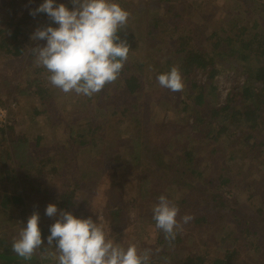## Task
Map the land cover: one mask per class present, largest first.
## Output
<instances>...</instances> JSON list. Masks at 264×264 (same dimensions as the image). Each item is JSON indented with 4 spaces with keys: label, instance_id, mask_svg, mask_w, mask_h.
<instances>
[{
    "label": "trees",
    "instance_id": "1",
    "mask_svg": "<svg viewBox=\"0 0 264 264\" xmlns=\"http://www.w3.org/2000/svg\"><path fill=\"white\" fill-rule=\"evenodd\" d=\"M166 1L169 3L172 0H159L158 2H162V6L167 8ZM248 1L254 2L256 0L227 1L232 5L236 3V6L241 4L238 8L234 5L238 13L235 17L236 21L229 23V29H222V35L215 30L207 34L205 40L209 42L210 49L199 46L200 36L193 34V27L195 28L196 24H190L187 29H181V24L174 20L171 25L170 35L173 41L170 49L158 48V51L150 58H142L144 55L142 53L134 61L128 59L119 79L114 84H110L114 86V91L111 94L108 91L105 92L106 99H103L102 91L101 94H95L90 98L84 96L81 104L85 106L77 102L80 106H84V111L94 110L95 115L102 109L108 112L109 106H111L112 111L108 112L110 115L108 114L109 123L106 124V128L102 127L103 125H98L95 120L92 122V120L83 125L80 131H75L71 129L75 124L72 125L69 121L67 127L70 130L66 133V138L56 141V145H58L59 141L65 140L63 145H55L57 153L49 154V148L42 150L41 143L45 137L44 135H37L32 140L33 144L38 145V155L31 159L28 150V137L24 134L14 137L15 126L10 122L12 118L8 117L6 125L0 127L1 223H5V221L15 222L19 219L17 216L23 217V211L16 216V211L9 208L10 206L15 208L26 205V207L31 208L30 203L35 204L37 209L46 216L39 221L45 247L38 250L31 260H23L12 251V241L16 237V233L10 229L0 230V264H55L52 258H41L42 254L46 256L47 252L50 251L47 248L46 237L50 235V226L58 219V216L48 217L45 214L46 206L49 203L55 204L58 209L71 212L78 218L91 217L94 221L97 220L89 201L87 199L79 200L77 196L78 191L82 187H86L87 184L96 185L100 174L95 169L86 171L90 174L78 172L75 166H72L75 157L70 155V150L77 143V138H79V144L85 145L89 141L81 139L95 137V143L93 142L92 146L100 145L101 151L105 149L107 151L108 145L119 134H123L125 141L131 136H137L146 150L144 152L149 154L140 152L133 155L131 165L128 167L130 173L136 178L137 185L149 184L150 190L154 191L153 200H157L164 193L171 195L168 198L176 203L180 209L178 220L184 215L193 217L189 223L183 225V231L177 235L171 244L165 239L164 233L156 228L152 241L147 242L146 239L143 242H141L142 240L139 241L137 245L141 250L144 248L152 249L151 264H264V198L258 203L262 202L261 205L252 210L250 205L255 197L250 194L242 211L244 218H240L241 215H239L238 210L232 207L236 201L232 199L231 192L224 190L231 183L230 178L224 173L225 165L220 162V158L216 160L217 163L212 161L213 154L220 151L218 147L221 137L229 139L226 147L235 149V152H241L239 157H246L248 154L258 157V151L264 153V150L261 152V149L256 147V145L258 147L264 146V24L260 21V17L264 18V10L262 9L260 12L258 9L259 14L257 16L260 15L259 18L248 19L245 15L248 13L249 7L240 8V6H246ZM206 2L208 1H204V3ZM256 2L261 3L264 7V0L262 2L257 0ZM153 4L154 2L149 1L147 4L149 6L139 10V12L136 9L132 10L135 13L134 16L138 13H146L150 7H153ZM65 5L68 6V4ZM169 7H175V4L172 3ZM35 9L33 6L32 10H26V13L24 12L20 16L22 18L17 17L15 8H12L9 17L3 18L2 16L5 25L0 24V50L3 54L7 53L13 57L25 53L19 37L23 33L22 25L25 24L23 21L29 18L30 11ZM174 15L179 19V13L174 12ZM50 23L53 22L48 19L46 24ZM158 24L159 19L156 16L149 17L147 24L149 28L146 34L150 36V39L157 32L155 28ZM121 36L124 38V33H121ZM135 37L133 32L127 31L126 39L131 46L130 52L136 51L137 45L133 44ZM147 56L149 54L146 52ZM154 56L156 57L152 58ZM240 64L244 76L242 83L233 86L225 101L217 106L211 104L207 99L204 82L199 83L192 77L198 71L206 72L207 80L212 82L217 75L223 73L228 67L237 69V65ZM173 66L180 69L184 80H187L189 84L188 89H184L185 91L181 93L187 92L185 97H188V102L191 98L192 106L186 109L189 111L192 120L189 121L187 137L178 143L177 141L173 143V149H171L173 152L168 153L171 154L169 158H165L156 137L153 140L150 139L151 134L149 138L145 136V132L157 129L165 121L162 119L152 121L140 117V112L142 115L149 110L147 104L142 103L144 95L141 92L144 93L149 89L146 79L153 78V81L148 80L150 84H153L159 74L170 71ZM152 72L153 75L148 77V74ZM26 82L28 84L25 89L20 90L22 94H29L35 84L31 80H26ZM35 86L36 90L33 91V94L39 97V100L46 106L44 111L49 113L53 105V92H48L44 78L40 73H38V83ZM211 87L216 88L214 85ZM155 96L160 98L161 95ZM150 97L148 96V99ZM137 99L140 100L139 103L136 102ZM172 101L175 102V99ZM168 103L164 102L163 104H167V108L176 104L171 103L170 105ZM119 106L121 111L117 109ZM113 115L116 116L114 124ZM47 117L48 120L53 118L51 115ZM123 121L127 122L123 131L115 129L116 124ZM150 123L153 125H149ZM161 132L159 130L160 134ZM169 137L171 136L169 135ZM152 140L154 141L153 146L148 144ZM189 148H195V150H186ZM176 152L178 153L176 154ZM116 153L105 155L109 167L114 161L118 165H123L129 161L121 152ZM172 154L174 157H171ZM232 158L233 155L228 159ZM56 162H63V164L62 166L56 165ZM209 164L212 166L209 167ZM85 177L86 179H84ZM184 177L189 180H185V184L180 183L179 181ZM128 181L131 180L128 179ZM166 181L168 182L166 183ZM58 182H61L60 186H57ZM248 182L245 183V186H249ZM180 184L185 186L182 187ZM7 185H11L12 188ZM111 185L105 189L108 199L104 204L102 221L98 220V222L109 227L110 237L115 234L113 239L120 243L121 239L118 234H120V229L124 223L122 219L119 220L117 217L121 212L124 187L117 191L115 188V191L112 192L111 189L114 186ZM234 185L237 186V184ZM256 191V196L264 193V180L258 183ZM172 192H175L174 197H172ZM112 203H116V209H112ZM123 204L129 205V209L132 208L131 206L133 209L140 208V205L135 204L133 200L123 201ZM147 205L146 207H148ZM143 210L149 218V222L155 223L152 219L153 214H149L146 208ZM208 220L215 225L216 228H214L217 230H224L225 227L229 226V230H227L229 232H222L220 237V244L223 246H219L220 248L214 254L209 253L212 245L204 247L200 253L189 252L186 254L189 250L187 249L188 244L192 243L191 240L195 242V240L202 239L201 234L203 232L208 235V232L201 225V223H207ZM138 224H140L139 218H136L135 224H132V229L136 230ZM1 227L2 225H0ZM225 234L232 237L229 242L223 238ZM255 252L256 257L253 255ZM247 258L250 259L247 260Z\"/></svg>",
    "mask_w": 264,
    "mask_h": 264
},
{
    "label": "rangeland",
    "instance_id": "2",
    "mask_svg": "<svg viewBox=\"0 0 264 264\" xmlns=\"http://www.w3.org/2000/svg\"><path fill=\"white\" fill-rule=\"evenodd\" d=\"M36 1L37 0H0V24L2 26L5 25L3 18H6V16H10L9 14L11 13L12 8L16 9L15 13L17 14V17L22 18L20 16H22L24 12L26 13V10H32L33 6L37 8L40 4L43 3V0H38L40 2ZM149 1L154 2L153 7H150V9H148L146 13H138L136 16H134L135 13H133L132 10L136 9L139 12V10L149 6L147 5ZM158 1L159 0H117V2L130 13V20H128L127 31L129 30L133 32L136 36L134 38L135 41L133 42V44L135 43L137 45L136 51H131L129 53L128 59L130 61H134V59L140 57L142 53L144 54L142 55V58H150V56L158 51V48L170 49L172 47L173 41L170 35L172 30L171 25L174 20H177L178 23L181 24V29H187L190 24H196L197 26L195 28L193 27L194 30H192L193 34L200 36L199 46L204 49H210L209 42L205 40L207 34L212 30H215L222 35V29H229V23L235 22V17L238 14L236 12V9L234 8L236 6V3H234L233 5L227 3V1L229 0H172L169 1V3L168 1H166V7L170 9L164 8L162 6L163 1ZM204 1L208 2L204 3ZM237 1L240 2L242 0ZM256 1H248L246 2V6H240L241 9H246L249 7L248 13L245 15L248 17V19L259 18L260 15L257 16V14H259L258 9H260V12L262 9L264 10L263 5L261 3H258L260 1ZM262 1L263 0H261V2ZM171 2L175 4V7H169V5L172 4ZM55 3L59 4L56 2V0ZM65 3H68L67 7H69V9L72 8L70 0L64 1L63 4ZM237 5L238 6L236 7L238 8L241 4L239 3ZM174 12L180 14L179 19L174 15ZM39 15V17L38 13L35 16L30 15L29 18H26L23 21L25 24L22 25L23 33L20 35L19 41L24 46L25 53L12 57L10 55H7V53L3 54L0 50V106L7 108V110L9 109L8 117L12 118V121L10 120V122L15 126L14 137H19L23 134L28 137V150L31 159H34V157L38 155V145L33 144L32 140L35 138V136L44 135L45 138L41 143L43 146L42 150H44L45 148H49V154L57 153V148L55 147L56 141L58 139H63L64 137L66 138V133H68V131L70 130V128L67 127L69 121L72 125L75 124L71 128L75 131H80L83 125L92 120V122H94L95 120L98 125H103L102 127H105L106 124L109 123V120L107 118H109L108 116L110 114L108 112L112 111L111 106H109L108 112H105L102 109L99 110L97 115H95L94 110L84 111L83 107L85 105L81 104L84 100V96H77L74 93L65 94L59 89L53 87L48 82L47 71L43 67L36 64L35 56L30 51L32 48L36 47L37 44H39L40 46L46 44V41L44 40L33 41L30 39L31 34L35 31V29H37L38 27L47 26V14L39 13ZM152 16H156V18L159 19V24L157 28H155V31L157 32L155 33L154 37L150 39V36H147L146 31L149 28L147 26L148 19ZM260 21L264 24L263 17H260ZM48 25L57 27V25L54 23H50ZM163 29L164 32H162ZM146 52L149 54V56L147 57ZM155 57L156 56L152 58ZM38 73L43 76L45 86H47L49 90L48 92H53V105L49 110V113H46L44 111L46 109V106L42 101L39 100V97L33 94V91L36 90L35 84L38 83ZM151 74L153 75V72L148 74V77H151ZM206 74V72L204 73L198 71L192 77L195 78L199 83L204 82V84L206 85L207 99L211 104H215V106L222 104L225 101L226 96L231 91L230 89L233 86L240 85L244 78L241 72V64L239 66L237 65V69L228 67L223 73L217 75L212 82H210V80H207ZM182 78L185 85L184 89H188L189 84L187 80L185 81L183 76ZM26 80L34 81L35 84L31 88L32 91H30L29 94H22L20 93V90L25 89V86H27L28 82H26ZM148 80L153 81V78L146 79V84L147 86H149V89L145 91L147 92V95H145V92H141V94L144 95L142 103L147 104V108H149V110L147 111V113H142V115L140 112V117L146 120L151 119L152 121H160L162 119L163 121H165V123H162L157 129L153 131L145 132V136L149 138L151 134L150 139L153 140L156 137L157 142L160 143L159 148L162 150L164 157L169 158V155L171 154L168 153L173 152L171 150L173 149L172 144L176 141L177 143L178 141H182L187 137L189 133V131H187V128L190 123L189 121L192 120V117L190 116L189 111L186 108L189 109L190 106H192V103H190L191 98H189L188 102V97H185L187 95V92L172 93L171 91L162 88L158 84L157 80H155L153 84H150ZM17 84L18 87H16ZM211 85H214L216 88H212ZM108 86L107 88H105L107 90H103V99H106V91H108L109 94L114 91L113 85ZM184 91L185 90H183V92ZM155 95L161 96L160 98H158ZM148 96H151L150 99H148ZM172 99H175V102H173ZM160 100H162L163 102H161ZM77 102L84 106H80V104H77ZM136 102L139 103L140 100L137 99ZM164 102H169L168 104L170 105L171 103L176 104L167 108V104H163ZM117 109L121 111L120 106ZM47 114L53 116V118H51V120H48L47 116L49 115ZM112 117L114 124L116 116L113 115ZM126 124L127 122L123 121L114 126L116 127L115 129L123 131ZM149 125L152 126L153 124L150 123ZM159 130L162 131L161 134L159 133ZM169 135L171 137H169ZM123 137V134H119V136H116L114 141H112L108 145L107 151L106 149L104 151H101L100 145L92 146L95 137L89 139H87L86 137H84L83 139L80 138L83 141H89L85 145L79 144V138H77V143L73 146V149L70 150V155L75 157V161L72 162V166H75V169L78 172L81 171L85 173L88 170L95 169L96 172L100 174L99 178L97 179L96 185L87 184L86 187L84 186L78 191L77 196L79 200L87 199L89 201L92 207V211L95 213L98 220L102 221L104 204L108 199V196L105 194V189L108 188L111 184H113L111 186H114L111 189L112 192L115 191V188L117 191L119 188L124 187L123 195L121 198V212L117 218L119 220L122 219L124 223L120 229V234H118V237L121 239L120 243L123 246H127L132 243L139 244V241L142 240L141 242H143L145 239L147 242L150 240L152 241V239L154 238L155 223L152 221L151 222L153 224L149 222V218H147L143 208H146L149 214H152V208L157 203L156 201H158V199L153 200L154 195L152 194L154 193V191L150 190L149 184L138 186L136 178L130 173V170H128V167L131 165L130 162L134 157L133 155L139 154L140 152L145 153L146 155L149 154L147 152H144L146 150L143 147L142 143L139 142V139H137V136H131V138L126 141ZM164 138L167 139L163 140ZM153 140L148 144L153 146ZM64 141L65 140L59 141L60 143H58V145L56 146L63 145ZM228 142L229 139H227L226 137H221L218 147L220 151H217L213 154L212 161L214 163H217L216 160H219L220 158V162L225 165L224 173H226L230 178L231 183L230 186H226V189L224 188V190H229L231 192L232 199L236 201V203H233L232 207L238 210L239 215H241L240 218L243 219L244 216L242 211L248 201V196L252 194V196L255 197L250 205L252 210L254 209V207L260 206L262 202L260 204L258 203L262 198H264L263 192L261 194H258L259 196H256V187L258 183H260V181L264 180V153L262 154L258 151V157H254L250 154H248L246 157H239L241 152H235V149L226 147ZM256 147L259 150L261 149V152L264 150V146L258 147V145H256ZM195 148H189L186 150H195ZM116 152H121L129 161L124 163L123 165H118L114 161V163H112V165L110 164L111 166L109 167L105 155H110L112 153L117 154ZM177 153L178 152H176V154ZM231 155H233V158L229 160L228 158L231 157ZM171 157H174L173 154ZM118 160L121 161L120 158H118ZM55 164L62 166L63 162H56ZM210 166H212V164H209V167ZM214 166L216 167V165ZM153 168H155L154 165ZM86 173L90 174L89 172ZM131 175L133 176V178ZM84 179H86V177ZM128 179L131 181L129 182ZM185 180L188 181L189 179L184 177L179 182L185 184ZM167 182L168 181H166V183ZM246 182H248L249 186H245ZM234 184H237V186ZM60 185L61 182H58L57 186ZM180 185L182 187L185 186L183 184ZM7 186L11 187V185ZM162 195H166L167 197L171 196H169V194L167 193H164ZM174 196L175 192H172V197ZM130 200H133L134 203L138 206L140 205V208L133 209V206L130 205L132 208L129 209V205L126 206L125 204H123V201ZM146 205L148 207H146ZM30 207L31 208L26 207V205H20L19 207L12 208L10 206L9 208L16 211V216L19 212L21 214V211H23V217L17 216V218L19 219H17L15 222L11 221L12 223L10 221L1 223V213L0 225H2V227L0 228V230L10 229L14 231L17 236L20 228L26 226L28 217L34 211L39 213L41 220L46 218L44 213L41 210H38L35 204L30 203ZM111 207L112 209H116V203H112ZM136 218H139L140 224H138L136 230H133L132 224H135ZM201 225L204 230L208 232V235L203 232L201 234L202 239L195 240V242L191 240L192 243L188 244L187 249L189 250L186 252V254H188L189 252L200 253V251L204 247L206 248V246L209 245L213 246L212 248H210L209 253L214 254L220 248L219 246H223V244H220V237L222 236V232H229L227 231L229 230V226L225 227L224 230H217L215 229V225L210 220H208L207 223H201ZM114 236L115 234H113L111 238H113ZM146 237H148L149 239H147ZM223 238L228 242L232 239L231 236L226 234L225 236L223 235ZM214 247L217 248L215 249ZM253 255L254 257H256V252L253 253ZM249 259L250 258H247V260Z\"/></svg>",
    "mask_w": 264,
    "mask_h": 264
},
{
    "label": "clouds",
    "instance_id": "3",
    "mask_svg": "<svg viewBox=\"0 0 264 264\" xmlns=\"http://www.w3.org/2000/svg\"><path fill=\"white\" fill-rule=\"evenodd\" d=\"M72 8L43 0L30 15L45 13L57 25L38 27L31 34L33 41L46 44L30 51L35 62L47 73L48 82L65 94L92 97L120 77L128 60L131 46L126 39L130 13L117 0H70ZM121 33H124L122 38ZM158 84L172 93L184 90L180 69L157 76ZM45 214L58 219L50 226L46 237L47 255L55 264H151L152 249L135 244L123 246L110 237V228L91 217L78 218L71 212L46 206ZM155 228L164 233L171 244L183 231V225L193 217L184 215L166 195H160L152 208ZM40 216L33 212L25 227L20 228L12 241V251L23 260H31L42 249L44 242L39 227Z\"/></svg>",
    "mask_w": 264,
    "mask_h": 264
},
{
    "label": "built area",
    "instance_id": "4",
    "mask_svg": "<svg viewBox=\"0 0 264 264\" xmlns=\"http://www.w3.org/2000/svg\"><path fill=\"white\" fill-rule=\"evenodd\" d=\"M66 0H56L57 3H64ZM66 4V3H65ZM68 4V3H67ZM9 109L0 106V127L6 125L8 122Z\"/></svg>",
    "mask_w": 264,
    "mask_h": 264
}]
</instances>
